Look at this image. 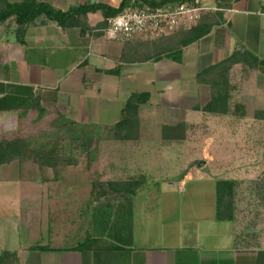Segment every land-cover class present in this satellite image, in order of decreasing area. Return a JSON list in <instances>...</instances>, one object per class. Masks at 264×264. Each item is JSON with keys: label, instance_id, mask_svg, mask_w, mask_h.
<instances>
[{"label": "crops", "instance_id": "1", "mask_svg": "<svg viewBox=\"0 0 264 264\" xmlns=\"http://www.w3.org/2000/svg\"><path fill=\"white\" fill-rule=\"evenodd\" d=\"M41 1L64 11L93 3L118 7L122 2ZM203 2L207 9L198 23L210 26V31L188 45H184L187 31L184 29L154 40L116 37L109 33L100 11L79 16L73 26L66 28L40 17L26 28L25 44L18 41L14 22L1 25L0 134L7 125L14 128L25 124L28 118L63 126L64 131L57 129L60 133L71 132L66 126H79V135L87 126L109 128L121 120L122 109L131 93L149 92L150 100L140 109L138 135L143 123L149 121V116H145L147 107L158 109L160 139L163 125L185 123L189 130L190 126L207 119L209 164L218 168V172L245 174L238 178L225 177L237 182L234 218L222 220L217 216V179L208 187L209 197L198 199L202 201L200 206L192 204L194 208H190L187 216L181 206L185 202L176 198L175 202H166L159 215H145L141 228L146 231L140 233L133 204L137 193L93 197L92 181L83 186L80 180L64 179L68 170L78 167L77 160H69L68 164L64 160L56 171L51 166L44 168L54 172L45 179L39 166L33 164L37 175L27 180L31 190L29 201L35 213L30 217L32 236L36 240L47 229L50 240L40 243L37 239L36 245H20L13 250L0 247V254L16 252L18 259L14 264H21L23 250L29 253L27 264H264V179L252 176L264 171V117L255 116L257 111H264V73L245 74L242 63L231 69L234 86L231 105L245 106V116L203 111L212 99V89L197 80L199 72L227 59L235 50H249L264 58V0ZM138 145L110 152L90 149L80 153L96 157L97 163H104L108 156L126 157L128 160L110 162L118 169L138 163L142 173L147 167L144 158L151 149ZM135 156L140 159L131 160ZM12 163L1 166L0 179ZM14 167L19 170L18 165ZM18 180V185L24 183ZM148 182L141 188L147 189ZM4 195L0 190V211L7 210L9 203L17 206L26 199L23 194L17 200ZM113 196H118V206H110ZM43 204L50 207V213L46 210L47 226L41 214ZM156 217L160 222L159 231L153 237L152 221ZM19 221H14L15 226ZM84 242L86 246L81 250L72 249ZM47 245L54 249H39Z\"/></svg>", "mask_w": 264, "mask_h": 264}, {"label": "rangeland", "instance_id": "2", "mask_svg": "<svg viewBox=\"0 0 264 264\" xmlns=\"http://www.w3.org/2000/svg\"><path fill=\"white\" fill-rule=\"evenodd\" d=\"M237 100L238 99L236 98V101ZM157 110L156 107H147L145 116H149V121L144 122L142 125V132L138 135L140 140H134H139L138 142H134L133 140H117L112 133V136L110 135V132H108L109 128L106 126H102L101 128H98L97 126H87V128L91 130H98L97 134L90 133L89 135L81 133L77 136V132L76 134L72 132L68 133V130L66 133H60L59 130L57 131L60 126H55L46 121H31L32 118L25 119V124L23 125H14V128L12 125H7L4 133L0 134V139L24 137L31 142L33 148L41 146L49 147L52 146L55 141L60 142V153L69 154L71 155L70 158H72V160L79 161V165H77L78 167L72 168L70 171L68 170L65 173L66 177L64 179L66 181L80 180L83 186H85L86 184L84 183L88 181L122 179L123 177H144L145 181L148 182L150 180L146 185L147 189L144 187L139 189L133 203L135 207V218L137 220V232L141 230V233L143 230L146 231V229L141 228V224H144V221L142 222L141 219L147 214L148 216L159 215L160 210L165 207L166 202H172L176 198L182 199L183 203H185L181 204V206L184 207L183 210L187 216L190 212V208L201 205L202 201L198 199L209 197L208 187H211L213 181L217 179H225V177L229 176L238 178L241 175H245L240 172H218V168L209 164L208 137L210 127L207 119L200 121L199 124L190 126V129L187 130L188 140L184 142L169 143L164 142L163 139L159 138L161 128L158 126L157 118H159V114ZM11 127L13 129L10 130ZM73 127H78L79 131L81 129L79 126ZM73 127L66 126L67 129ZM53 131H55V133H53ZM88 137L94 138L91 150L104 149L110 152L114 150L131 149V145H135L136 143L140 144L138 145L140 148L151 149L149 156L144 158L147 162L145 172L141 173V171L138 170L140 169L138 163H135L133 167H129L127 164V167L118 169L113 167V163L110 162L115 159L128 160L126 157L119 158L108 156L104 158V163L99 161L97 163L96 157H92L85 153L82 155L80 153L83 152L82 150H88V152L90 150L84 147V140L88 139ZM223 138L224 137H222V139ZM135 154L136 153H133V155ZM132 159L138 161L140 158L135 156L131 157V160ZM12 162V165L6 167V171L2 176L3 178L0 179V190L5 194V197L12 198V200L19 199L21 194H23L24 196L22 197L26 199L21 205L17 206L9 203L7 210L0 211V243L3 244L0 245V247L7 250H13L15 247L18 248L22 245L24 247H31L37 244V239H40V243L48 242L50 240L47 233L48 230L46 229L44 232V226L41 228V232H44L43 236L37 237L36 240L32 236L31 228L33 221L30 217H33L35 213L31 209L32 206L30 204L32 203L29 201L31 198V190L29 189L30 185H28L30 181L27 180L34 179L37 175L35 167H32L33 164L37 166L39 165L31 160H26L22 166L18 161ZM76 164L77 163H74L73 165ZM16 165L19 166V170L14 167ZM101 165H103V167ZM40 171L43 179L50 176V174L51 176L54 174V172L49 173L41 168ZM252 176L257 179H264V171L252 174ZM19 178L24 181L22 185L17 184ZM240 182L244 181L240 180ZM170 183L174 184L170 185ZM117 197L118 196H113L110 198V200H113V203L109 200L110 206L111 204L113 206H118ZM91 201L92 200L89 198V211L93 209L90 204ZM177 204L179 206L180 202ZM192 204L196 205L193 206ZM168 206L169 205H167V207ZM178 206L175 207L178 208ZM205 206H207V204H205ZM46 210L50 213L49 205L43 204L41 214L45 226L49 223V215ZM17 219L20 221L18 222V225L15 226L14 221ZM152 224L153 227L151 229V234L154 237L159 231V219L156 217V219L152 221ZM26 257L28 259L29 253L23 250V252L20 253L21 264H27Z\"/></svg>", "mask_w": 264, "mask_h": 264}, {"label": "trees", "instance_id": "3", "mask_svg": "<svg viewBox=\"0 0 264 264\" xmlns=\"http://www.w3.org/2000/svg\"><path fill=\"white\" fill-rule=\"evenodd\" d=\"M192 0H122L118 7H113L105 3L81 4L70 7L67 11L59 9L49 2L41 0H22L19 2H11L10 0H0V26L3 24L17 25V39L21 44H25L26 28L40 17H45L49 20L57 22L60 26L66 28L73 26L76 18L79 16H87L89 13L102 12L104 21L110 17L122 13L130 6H143L145 4L153 6L177 5L183 2ZM264 10V4H263ZM210 31V26H204L198 23L193 28L185 31L184 45H188L207 35ZM237 63H242L244 73L250 71H260L264 73V58L257 54L245 50H235L227 59L208 67L197 75V80L202 83H207L212 89L211 101L202 108L203 111L217 115H233L245 116V106L237 103L234 106L232 103V91L234 86L231 84V69ZM112 70H108L111 72ZM149 92H133L127 99L123 109L121 120L113 126H110L108 132L117 140L125 141L127 139H138V128L140 120L141 106L150 100ZM256 117H264V111H257ZM73 127V126H71ZM64 131L63 126L59 127ZM188 126L185 123L174 126H162V139L164 142H181L187 137ZM70 131L74 134L79 133L78 127L71 128ZM96 134V130L86 128L83 134ZM111 135V136H112ZM79 136V134H77ZM76 136V137H77ZM87 136V135H86ZM86 140V141H85ZM84 140V147L92 149L94 138L88 137ZM26 160L38 164L41 169L46 167L63 166V161L67 164L72 160L70 157H64L60 154V142L55 141L52 146L33 148L31 142L26 138L16 137L13 139H0V168L3 164L18 161L22 164ZM73 161V160H72ZM57 173V172H56ZM145 182L144 177H131L125 180H93L91 193L93 197H105L109 195H135ZM237 182L233 179H218L216 182L217 190V216L219 219L231 220L234 218L235 212V195ZM86 246V242L72 248L73 250H81ZM40 250L49 251L54 248L50 246H40ZM17 253L4 251L0 254V264H14L17 262Z\"/></svg>", "mask_w": 264, "mask_h": 264}, {"label": "built area", "instance_id": "4", "mask_svg": "<svg viewBox=\"0 0 264 264\" xmlns=\"http://www.w3.org/2000/svg\"><path fill=\"white\" fill-rule=\"evenodd\" d=\"M206 9L203 0H192L177 5L130 6L107 20L108 31L124 40L136 37L154 40L179 30L193 28Z\"/></svg>", "mask_w": 264, "mask_h": 264}]
</instances>
